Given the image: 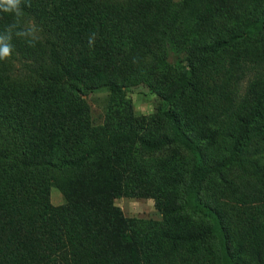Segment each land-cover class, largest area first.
Instances as JSON below:
<instances>
[{
	"label": "trees",
	"instance_id": "16d2710c",
	"mask_svg": "<svg viewBox=\"0 0 264 264\" xmlns=\"http://www.w3.org/2000/svg\"><path fill=\"white\" fill-rule=\"evenodd\" d=\"M18 8L0 9L12 49L0 59V264H264V173L244 188L258 212L230 234L191 170L221 135L219 155L264 153V0ZM17 60L31 80L15 78ZM135 79L167 107L135 115L123 89ZM101 86L109 96L95 124L81 90ZM51 187L63 203H51ZM122 196L153 198L161 219L126 217Z\"/></svg>",
	"mask_w": 264,
	"mask_h": 264
},
{
	"label": "rangeland",
	"instance_id": "374dc122",
	"mask_svg": "<svg viewBox=\"0 0 264 264\" xmlns=\"http://www.w3.org/2000/svg\"><path fill=\"white\" fill-rule=\"evenodd\" d=\"M165 53H167L168 64L178 67L180 53H177L171 45H168ZM14 68L16 79L24 81L32 79L21 70L22 66L19 60L15 61ZM247 78L243 80L239 88L238 92L241 94L245 93ZM123 89L126 96L131 100L133 112L137 116L153 114L159 109L167 107V105H163L159 95L145 81L130 80ZM81 93L90 107L93 122L95 124L101 123L109 96L108 87L85 88L81 90ZM224 144L225 141L221 135L220 145L211 150L206 149V156L204 155L198 162L195 161L194 169L191 166V170L192 172L194 170V183H200V196L220 219L219 221L223 222L224 228H229L226 230L231 234L234 227L244 222L248 215L258 212L254 206H258L259 202L251 197L253 200V205H251L252 202H245L243 197L250 194V190L244 189L250 185L247 180L251 181L255 176L264 173V153L251 154L246 150L240 151V145H238L232 152L223 155L221 153V156L219 153L224 151ZM172 146H177V144L173 143L170 149ZM217 161V168L208 171L207 168L215 165ZM204 174L206 177L201 181ZM50 201L53 205L63 203L62 193L56 187L50 189ZM115 205L126 217L153 221L161 219L156 202L151 197L122 196L115 199ZM182 212L189 214L193 219H207L206 216L196 213L188 207H183ZM229 233L224 232L223 236H228ZM225 264H234V262L228 259Z\"/></svg>",
	"mask_w": 264,
	"mask_h": 264
},
{
	"label": "clouds",
	"instance_id": "9594fccd",
	"mask_svg": "<svg viewBox=\"0 0 264 264\" xmlns=\"http://www.w3.org/2000/svg\"><path fill=\"white\" fill-rule=\"evenodd\" d=\"M20 0H0V9L5 12L15 11L19 15ZM5 37L0 36V59L7 58L11 54L10 44L5 42Z\"/></svg>",
	"mask_w": 264,
	"mask_h": 264
}]
</instances>
